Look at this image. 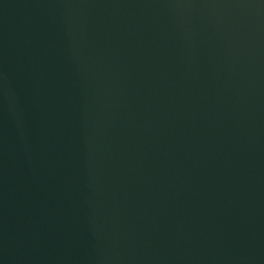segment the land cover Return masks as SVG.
Wrapping results in <instances>:
<instances>
[{"label": "water", "instance_id": "obj_1", "mask_svg": "<svg viewBox=\"0 0 264 264\" xmlns=\"http://www.w3.org/2000/svg\"><path fill=\"white\" fill-rule=\"evenodd\" d=\"M0 264H264V0H0Z\"/></svg>", "mask_w": 264, "mask_h": 264}]
</instances>
